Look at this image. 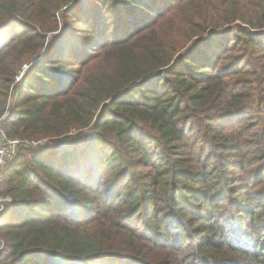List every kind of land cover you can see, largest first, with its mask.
Here are the masks:
<instances>
[{
	"label": "trees",
	"instance_id": "1",
	"mask_svg": "<svg viewBox=\"0 0 264 264\" xmlns=\"http://www.w3.org/2000/svg\"><path fill=\"white\" fill-rule=\"evenodd\" d=\"M14 25L3 128L62 149L7 169L0 264H264V0H0Z\"/></svg>",
	"mask_w": 264,
	"mask_h": 264
},
{
	"label": "rangeland",
	"instance_id": "2",
	"mask_svg": "<svg viewBox=\"0 0 264 264\" xmlns=\"http://www.w3.org/2000/svg\"><path fill=\"white\" fill-rule=\"evenodd\" d=\"M74 14V13H73ZM74 17V16H73ZM59 25H58V30L56 32H51L49 34L48 37H50L49 41H51L52 37L55 36V35H59L61 34L62 32H65L66 29H67V23L64 21L63 19V16H62V13L59 14ZM74 25V23H73ZM79 26V28H82L80 25H77V27ZM15 30V31H13ZM21 26L19 25H14L12 27H10L9 29L5 30L4 32L0 33V41L1 40H4L6 41L7 40V43H9L14 37V35L17 33H19L21 31ZM9 32H11V34H9ZM8 37V38H6ZM49 46L47 44V46L45 48H43L39 53H38V57L37 58H33L32 61L30 62H26V63H23V65L21 66L20 70H19V73L16 75L15 77V80L16 81H19L21 79L22 76H24V74L31 68V65L35 62H38L39 60H41V58H44V56L49 52ZM32 62V63H31ZM24 65H27V68H24L23 66ZM22 69H24L25 71H23ZM9 115V112L8 114H6L4 117H2L0 119V130L4 131L6 134H7V137L10 139V140H16L17 143L13 145V158L11 160V163L10 165L12 164V162L14 161L15 157L17 155H20V154H27V151L26 148H32L33 151H34V154L35 155H38V154H42L43 156H48V159L50 161H54L56 163H59L58 162V156L56 155V153H59L61 151H58V150H61L62 149V144L59 146L57 145L56 143V140L55 138H52V137H35V138H28V137H20L19 135H9L7 133V131L3 128V122L5 120V118ZM239 117H236L234 118V120H238ZM84 133H88L87 131H83ZM74 133V131L72 132ZM71 133V134H72ZM38 140L40 143L37 145V146H33V147H24L25 145V141L24 140ZM42 142H44L43 144H41ZM88 151L87 153L85 154H82L83 157L85 158L86 161H89L92 163V165H96V164H100L101 163V160L99 159V157L97 156L96 154V151L95 149L90 145L87 150ZM30 160L31 158L29 156H27ZM80 158H77L76 159V163L77 161L79 160ZM7 166L2 174V188H1V191H0V218L4 215V213H8L9 211L13 210V202H12V199L10 198L9 195H6L5 194V188H6V185L5 182L7 181V169L10 167ZM23 166V165H22ZM5 173V174H4ZM119 192H123V190H119ZM244 243H247V244H251L250 241L248 240H245V239H242ZM1 250V248H0ZM103 264V263H102Z\"/></svg>",
	"mask_w": 264,
	"mask_h": 264
},
{
	"label": "built area",
	"instance_id": "3",
	"mask_svg": "<svg viewBox=\"0 0 264 264\" xmlns=\"http://www.w3.org/2000/svg\"><path fill=\"white\" fill-rule=\"evenodd\" d=\"M24 68H27V65L23 66ZM25 71L24 69H22ZM25 141V146L24 147H33L37 146L40 142L38 140H24ZM16 140H10L7 137V134L0 130V191H1V182H2V174L7 166L10 165L12 156H13V145L16 144ZM42 142L41 144H43ZM1 201V199H0ZM2 202V201H1Z\"/></svg>",
	"mask_w": 264,
	"mask_h": 264
}]
</instances>
